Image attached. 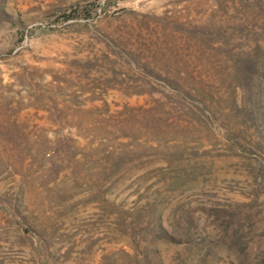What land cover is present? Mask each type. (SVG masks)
I'll return each instance as SVG.
<instances>
[{
	"label": "rangeland",
	"instance_id": "rangeland-1",
	"mask_svg": "<svg viewBox=\"0 0 264 264\" xmlns=\"http://www.w3.org/2000/svg\"><path fill=\"white\" fill-rule=\"evenodd\" d=\"M0 264H264V0H0Z\"/></svg>",
	"mask_w": 264,
	"mask_h": 264
}]
</instances>
